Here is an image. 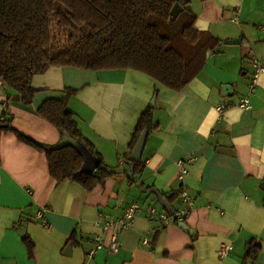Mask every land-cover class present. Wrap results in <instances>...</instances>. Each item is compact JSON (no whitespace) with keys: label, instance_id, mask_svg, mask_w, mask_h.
Masks as SVG:
<instances>
[{"label":"crops","instance_id":"obj_1","mask_svg":"<svg viewBox=\"0 0 264 264\" xmlns=\"http://www.w3.org/2000/svg\"><path fill=\"white\" fill-rule=\"evenodd\" d=\"M183 1L176 3L178 14L194 15V28L220 43L179 89L132 68L69 65L34 74L29 104L0 83L9 120V129L0 130V264H264V72L253 91L247 87L250 57L264 63V0ZM68 90V108L91 148L37 112L45 100ZM244 97L246 108L240 106ZM219 104L225 105L221 111ZM148 107L152 128L129 179L130 145ZM2 115L0 107V120ZM15 132L45 148L72 144L84 157V170L95 173L100 163L114 173L90 191L70 179L56 181L45 152ZM189 154L196 159L185 178L194 200L187 227L172 220L163 226L142 209L121 229L119 249L109 251L110 232L95 222L121 217L134 201L166 211L152 189L166 200L171 196L167 201L176 210V161ZM96 236L104 247L88 258ZM222 243L231 249L219 258ZM249 243L259 245L255 259L248 255Z\"/></svg>","mask_w":264,"mask_h":264},{"label":"trees","instance_id":"obj_2","mask_svg":"<svg viewBox=\"0 0 264 264\" xmlns=\"http://www.w3.org/2000/svg\"><path fill=\"white\" fill-rule=\"evenodd\" d=\"M176 3L183 6L185 1L0 0L2 83L29 104L35 92L31 84L34 74L50 66L69 65L92 70L132 68L166 87L179 89L202 69L207 52L220 41L196 30L192 14L179 13L173 19L171 10ZM178 18H183L182 24L172 29ZM66 92L60 99L45 100L37 112L70 138L91 148L68 108L72 91ZM0 123L9 120L4 117ZM151 128L148 107L140 115L131 150L142 130ZM15 134L45 152L50 175L56 181L70 179L90 191L114 173L100 163L95 173L84 170V157L72 144L45 148L24 134ZM139 166L140 161L135 162L134 170ZM70 239L74 240L73 236ZM258 248L249 243L251 259H255Z\"/></svg>","mask_w":264,"mask_h":264},{"label":"built area","instance_id":"obj_3","mask_svg":"<svg viewBox=\"0 0 264 264\" xmlns=\"http://www.w3.org/2000/svg\"><path fill=\"white\" fill-rule=\"evenodd\" d=\"M250 64L252 70L248 80L247 87L250 91H253L254 88L256 87L260 74L264 72V63L257 56L252 55L250 57ZM0 83H2L1 78H0ZM247 101L248 99L244 97L241 100L240 106L246 108L248 105ZM0 107L2 108L3 111V115L1 118L3 119L5 117L4 114L7 111V106L5 102H0ZM224 107L225 105L219 104L217 105V110L221 111L223 110ZM195 159L196 156L194 154H189L176 161V165L178 167L177 179L180 182L177 191L180 204L172 215H169L164 210L159 211L151 203L141 205L140 203L134 201L123 209V215L121 217L115 219L113 218L105 219L101 223L99 221L95 222V225L100 226L103 230L110 232L109 235L110 239L107 245V249L109 251L116 252L119 249L120 247L119 233L121 229L129 227L132 224L134 215L139 210L143 209L147 214L158 217V219L162 222L163 226L167 225L171 220L174 221L175 223L185 222V219L188 217L194 205L193 197L188 193L187 186L185 184V178L189 171V165L192 164L195 161ZM37 217L42 224L44 225L46 224L45 220L42 218L40 213L37 215ZM144 242L146 243V241ZM93 244L94 245L86 253L88 258L92 257L93 254L96 252V250L104 247V239L101 236H96ZM230 249H231L230 243L220 244L216 251L218 257L219 258L225 257L229 253Z\"/></svg>","mask_w":264,"mask_h":264},{"label":"water","instance_id":"obj_4","mask_svg":"<svg viewBox=\"0 0 264 264\" xmlns=\"http://www.w3.org/2000/svg\"><path fill=\"white\" fill-rule=\"evenodd\" d=\"M177 7H178V4H175L171 10L172 18H175L178 15V10L176 9ZM231 42L233 43V41ZM209 54L210 52L207 53V55ZM153 102H154V99H152V101L150 102L151 106H153ZM0 127L5 128L7 127V124H0ZM146 137H147V129H143L128 157L129 160L132 162L128 168V178L129 179H133L134 163L139 162L141 160V155L144 149ZM151 191L157 197V201L159 205L162 206L169 215H172L175 211V208L156 189H152ZM179 225L182 226L183 228L187 227V225L184 222L179 223ZM70 247H71V243H69L67 246V252L70 251Z\"/></svg>","mask_w":264,"mask_h":264},{"label":"rangeland","instance_id":"obj_5","mask_svg":"<svg viewBox=\"0 0 264 264\" xmlns=\"http://www.w3.org/2000/svg\"><path fill=\"white\" fill-rule=\"evenodd\" d=\"M174 19V18H173ZM182 20H183V18H178L175 22H174V24H173V26H172V29H176V28H178L179 26H180V24H182Z\"/></svg>","mask_w":264,"mask_h":264}]
</instances>
